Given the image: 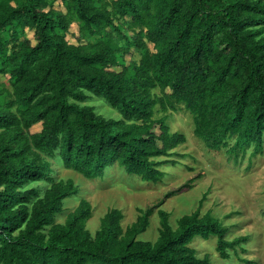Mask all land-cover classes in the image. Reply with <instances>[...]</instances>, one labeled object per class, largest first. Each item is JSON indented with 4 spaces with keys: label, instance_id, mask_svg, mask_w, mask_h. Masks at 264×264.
I'll return each mask as SVG.
<instances>
[{
    "label": "trees",
    "instance_id": "1",
    "mask_svg": "<svg viewBox=\"0 0 264 264\" xmlns=\"http://www.w3.org/2000/svg\"><path fill=\"white\" fill-rule=\"evenodd\" d=\"M130 46L138 61L125 59ZM0 73L11 85H0V264H213L191 245L197 236H215L222 259L259 264L239 255L247 236L229 238L210 211L172 227L162 199L124 227L122 210L108 209L93 234L85 198L55 222L79 189L51 164L89 179L118 165L157 183L185 156V134L168 123L177 104L208 149L235 162L262 153L264 0H0ZM155 209L157 237L138 239Z\"/></svg>",
    "mask_w": 264,
    "mask_h": 264
},
{
    "label": "rangeland",
    "instance_id": "2",
    "mask_svg": "<svg viewBox=\"0 0 264 264\" xmlns=\"http://www.w3.org/2000/svg\"><path fill=\"white\" fill-rule=\"evenodd\" d=\"M31 34L29 32V37ZM67 36L73 41L70 35ZM124 57L126 60L138 61L140 55L130 46ZM1 83L11 90L8 74L0 73ZM86 103L105 116H119L103 100L94 98ZM168 113L171 130L180 131L186 136L185 143L177 148L185 156L177 158L176 164L163 166L165 175L157 183L142 181L118 165L107 166L104 176L89 179L53 161V175L58 179H72L79 189L78 193L64 199L62 211L56 214L55 222H64L79 200L85 198L92 207V216L87 220L86 227L93 234L108 209L116 207L122 210L124 227L136 219L139 208H146L162 199L159 207L169 213L172 227L177 225L178 218L183 214L198 208L201 213L210 211L223 224L231 226L229 238L247 236L241 245L245 249V252H239L241 257L264 264V150L254 156H249L247 151L244 157L239 156L235 162L226 152V147L210 150L194 136L192 116L181 104ZM160 114L157 112V115ZM39 129L40 125L35 124L30 131ZM190 180L192 182L188 190L165 197L167 192ZM158 228L159 219L155 209L149 226L137 238L153 241ZM215 241V236H197L191 245L197 249L199 256L207 253L213 264H243L231 251L230 258L222 259L215 250Z\"/></svg>",
    "mask_w": 264,
    "mask_h": 264
}]
</instances>
